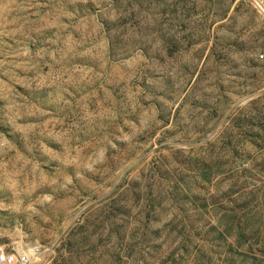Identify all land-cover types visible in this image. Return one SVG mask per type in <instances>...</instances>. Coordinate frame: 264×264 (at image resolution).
Returning <instances> with one entry per match:
<instances>
[{
  "label": "rangeland",
  "instance_id": "obj_1",
  "mask_svg": "<svg viewBox=\"0 0 264 264\" xmlns=\"http://www.w3.org/2000/svg\"><path fill=\"white\" fill-rule=\"evenodd\" d=\"M245 254L264 264L251 3L0 0V264Z\"/></svg>",
  "mask_w": 264,
  "mask_h": 264
},
{
  "label": "trees",
  "instance_id": "obj_2",
  "mask_svg": "<svg viewBox=\"0 0 264 264\" xmlns=\"http://www.w3.org/2000/svg\"><path fill=\"white\" fill-rule=\"evenodd\" d=\"M230 226H231V228H230ZM238 227V223L236 222V220L234 219V220H231V224L229 225V229H227V230H224V231H228V233H230V230H232V228H235V231H237L236 230V228ZM236 236L237 237H241V236H243V232L242 231H240V230H238L237 232H236ZM239 245H240V243H239ZM238 249V248H237ZM246 252V251H245ZM244 252V253H245ZM248 253V252H247ZM239 255H243V253L241 252V253H238ZM251 254V253H250ZM250 257H248V255H246L245 254V257L247 258H251L253 261L252 262H249V264H259V263H255L254 262V259H255V256H251V255H249Z\"/></svg>",
  "mask_w": 264,
  "mask_h": 264
},
{
  "label": "built area",
  "instance_id": "obj_3",
  "mask_svg": "<svg viewBox=\"0 0 264 264\" xmlns=\"http://www.w3.org/2000/svg\"><path fill=\"white\" fill-rule=\"evenodd\" d=\"M251 5L264 17V2L263 0H248ZM25 260V257L22 258Z\"/></svg>",
  "mask_w": 264,
  "mask_h": 264
}]
</instances>
